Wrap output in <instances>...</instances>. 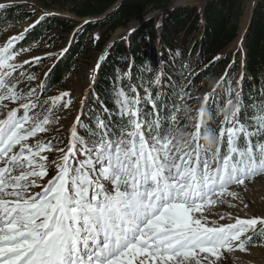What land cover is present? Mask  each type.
<instances>
[{
  "label": "snow or ice",
  "instance_id": "snow-or-ice-1",
  "mask_svg": "<svg viewBox=\"0 0 264 264\" xmlns=\"http://www.w3.org/2000/svg\"><path fill=\"white\" fill-rule=\"evenodd\" d=\"M27 31L0 45V264H219L225 252L264 244V217L209 219H225L215 212L220 204L235 207L225 199H240L231 186L264 176V102L251 105V116L245 110L241 123L239 90L223 103L213 88L193 114L182 86L172 85L170 96L145 88L143 97L134 86L135 95L114 87L116 123L104 108L107 119L97 115L95 128L77 116L66 149L32 143L59 120L53 117L68 93L41 104L36 89L19 87L35 79L24 65L42 59L16 62L30 50L16 47ZM159 83L157 75L151 85ZM46 87L42 81L40 93ZM52 151L57 160L42 155Z\"/></svg>",
  "mask_w": 264,
  "mask_h": 264
},
{
  "label": "trees",
  "instance_id": "trees-1",
  "mask_svg": "<svg viewBox=\"0 0 264 264\" xmlns=\"http://www.w3.org/2000/svg\"><path fill=\"white\" fill-rule=\"evenodd\" d=\"M69 2L68 9L77 17H98L117 4L102 18L80 23L73 18L44 14L43 20L35 27L26 28L28 31L25 32L24 39L16 45L18 49L40 41L46 44L47 49H54L60 44L59 39L63 34L71 32V40L65 51L45 72L48 73L47 77L45 74L42 76V81L47 83L46 88L60 84L72 67L79 62V55L84 46L92 41L90 35L94 29L101 27L105 33L96 40L94 46L100 50L117 27L149 13L150 10H163L166 11L163 13V19L158 21L157 17L148 18L137 29L128 33L125 52L129 56V76L127 80H123L124 84L131 82L129 84L131 89L134 83L140 85V80H144L147 81L146 87L151 88L153 93L159 91L163 96H170L169 83H173L182 86L188 95L197 96L198 91L207 87L215 75L221 74V78L224 79L220 78V83L213 88L223 94L224 101L228 82L237 77V82H240L237 83L238 90L244 105L239 114L241 123L245 122V110L251 116L254 111L251 105L264 102V0H258L251 10L241 41L243 50L241 59L222 51L238 34L243 14V0H206L202 9L186 4L176 5L167 10L165 8L168 7L170 0H69ZM8 4L12 7L0 10V32H5L34 15L24 3ZM189 36H192L193 40L184 46L182 39ZM122 50V42L114 41L108 52L103 55L98 69L99 79L90 94L96 100L98 109L96 112L100 118L107 119L103 112V109L107 108L113 112V123L117 122L115 105L109 97L110 94H107V89L114 84V68L119 62L117 55ZM155 74L160 77L158 87L151 85ZM142 106L147 111H152L150 103L142 101ZM85 115L79 116L80 121L88 125ZM77 131L79 135L87 136L85 130L78 126ZM188 131H191L190 127ZM206 142L204 139L201 140V143Z\"/></svg>",
  "mask_w": 264,
  "mask_h": 264
},
{
  "label": "rangeland",
  "instance_id": "rangeland-1",
  "mask_svg": "<svg viewBox=\"0 0 264 264\" xmlns=\"http://www.w3.org/2000/svg\"><path fill=\"white\" fill-rule=\"evenodd\" d=\"M205 1L206 0H170L169 5L175 4L174 6H176L187 4L195 6L197 9H202ZM257 1L258 0H243V14L240 19L239 28H241L243 25L245 28L246 24H248L251 10ZM17 2L26 4L27 9L31 12H34V15L26 21L14 25V27L8 29L7 31L0 32V45H2L9 37L18 35L23 32L35 20H37V18L44 14L73 18L78 20L80 23L87 20H94V18L99 17L75 16L68 9L70 6L69 0H0V3L5 4ZM115 6L116 4L114 5V7ZM110 9H112V7ZM106 12H104L100 16H106ZM164 12L166 11L150 10L149 13L142 15L143 17L140 16L131 21L125 22L122 26L117 27L113 32H111L107 43L100 50L95 49L94 46L96 44V40L101 38L100 36L104 35L105 33L103 28L101 27L94 29L90 35L92 41L84 46L82 52L80 53L81 55H79V62L72 67L68 75L60 84L46 88L43 93H40L39 88V85L42 81V76L51 67L55 59L65 51L69 41L71 40V32L63 34V37L59 39V41L61 40L60 44L57 48L54 49H47L46 44L43 43V41L35 43L34 45H31L29 47H25L26 49L30 50L21 52L17 57V63H22L25 60L31 61L33 57H42V59L39 63H29L27 65H24L25 71L33 74L35 76V79L28 81L25 78L19 85V87L24 89L25 92H27L29 88L36 89V92L41 96V104H43L44 101L48 100V98L50 97L58 96L64 92L68 93V96L63 97L60 101L53 117L54 120L56 119V117H59V120L56 123H52L48 126L50 129L48 132L38 133L37 137L31 138L30 142L35 143L37 139L45 142L51 141L54 147L66 149L69 141L70 129L76 122L77 116H80L82 114L83 116L84 114H86L85 117L88 121V125L92 128H95L94 118L98 115V113L96 112L98 111V109L96 106L95 98L90 94L99 79V70H97L96 61L100 60L101 62V57H103L104 53L108 52V49L113 44L111 43L108 46L110 40L114 37H116L114 41L122 42L123 50L117 55V60L119 62L114 68V84L111 85L110 89H107V94H110L109 97L113 101L112 96L114 93V87H123L125 91H127L130 95H135V93H132L130 91L129 84L131 82L128 84L123 83V80H127V77L129 76V56L125 52L127 50V40L129 36L128 33H130L128 32V30L135 27L138 22V26H140L144 20L151 17H157L159 21L163 19ZM192 40V36L182 39L184 46H187ZM241 41L242 39L236 41L235 38L230 44L225 47L222 52L241 59L243 55ZM96 70L97 77L95 78ZM125 73H128V75H125ZM156 76L157 74L154 75V79ZM117 77H119L120 79L117 80ZM220 78L221 74L215 75L211 79L210 84L207 87L198 91L199 95H187L184 97V100L187 102L188 108L192 110L193 114L200 107L205 93H209L210 91H212L213 87L217 84V82H219ZM172 85L173 83H169L170 89L168 90L171 93ZM133 86L136 88V92H138L141 97L145 96V88H147L146 86H148L147 81L140 80V85L134 83L132 87ZM229 88L233 89V91L229 92ZM236 90H238L237 77L231 79L230 82H228L225 89V100L223 101V103H226L228 99H232L233 101H235ZM197 97H199V101H197ZM195 98L196 100H194ZM68 100H70L71 103L67 108H65L63 105ZM190 100L193 101L191 102ZM10 106L15 107L16 105L13 104ZM44 114L45 112H41V118H43ZM223 115V113L220 114L221 120L223 119ZM188 123L191 125L192 121ZM54 137L55 139H53ZM85 137L87 138L86 135ZM42 155H46L48 157V160L52 161L57 160L60 154L56 151H52L42 153ZM53 175H55L54 167L49 170L48 176L45 177V179L41 183H46L47 179H50ZM33 191L39 192L40 188L37 187L33 189ZM231 191L237 192L240 199H233L231 197H225V199L229 200L233 205H235V207H229L228 204L218 205L215 208V212L218 214H223L225 216V219L220 220L219 215H212L209 217L210 220H216L220 224H227L234 222L235 218L237 217L242 219L264 217V176L257 178L254 181H246L245 186L233 185L231 186ZM245 204L247 205V207L244 206ZM229 213L231 214V219L228 216ZM257 227H260V225H258ZM246 248L247 251H240L239 249H236L230 253L225 252L219 264H264V244H261L259 240L256 239L253 241V243L246 245Z\"/></svg>",
  "mask_w": 264,
  "mask_h": 264
},
{
  "label": "water",
  "instance_id": "water-1",
  "mask_svg": "<svg viewBox=\"0 0 264 264\" xmlns=\"http://www.w3.org/2000/svg\"><path fill=\"white\" fill-rule=\"evenodd\" d=\"M116 4H117V3H116ZM174 5H175V4H171L170 6L166 7L165 9H166V10H167V9H170V8H172ZM113 7H114V6H113ZM113 7H112V8H113ZM110 10H111V9H110ZM110 10H108L106 13L108 14V13L110 12ZM104 16H105V15H104ZM104 16H99L98 18H102V17H104ZM147 17H148V16H147ZM138 23H139V22H138ZM138 23L136 24L135 27H133V28H131L130 30H128V32H132V31H134V30L138 27ZM246 28H247V24H246L245 28L243 29V31H242V33H241L240 40L242 39V36H243V34H244ZM115 39H116V37H114L113 39H111L110 42H109V44H108V46H109L111 43H113V41H114Z\"/></svg>",
  "mask_w": 264,
  "mask_h": 264
},
{
  "label": "bare ground",
  "instance_id": "bare-ground-1",
  "mask_svg": "<svg viewBox=\"0 0 264 264\" xmlns=\"http://www.w3.org/2000/svg\"><path fill=\"white\" fill-rule=\"evenodd\" d=\"M241 29H242V30H241ZM243 29H244V25L239 29L238 36L236 37V41H239ZM104 51H106V50H104ZM103 53H104V52H103ZM103 53H102V54H103ZM104 54H105V53H104ZM96 63H100V60L96 61ZM96 66H97V64H96ZM97 70H98V68H97ZM97 70H96V73H95V78L97 77Z\"/></svg>",
  "mask_w": 264,
  "mask_h": 264
}]
</instances>
